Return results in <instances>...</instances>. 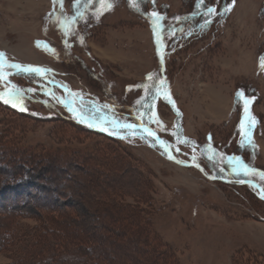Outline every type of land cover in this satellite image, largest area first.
I'll return each instance as SVG.
<instances>
[{"label":"rangeland","instance_id":"obj_1","mask_svg":"<svg viewBox=\"0 0 264 264\" xmlns=\"http://www.w3.org/2000/svg\"><path fill=\"white\" fill-rule=\"evenodd\" d=\"M0 53V100L26 108L0 105V264L38 242L36 261L264 264V198L240 184L264 193V0H0ZM55 89L150 139L93 135Z\"/></svg>","mask_w":264,"mask_h":264},{"label":"trees","instance_id":"obj_2","mask_svg":"<svg viewBox=\"0 0 264 264\" xmlns=\"http://www.w3.org/2000/svg\"><path fill=\"white\" fill-rule=\"evenodd\" d=\"M147 1L154 3V0H147ZM141 5H143V2H141ZM104 16H105V14L103 13L101 15V17L103 18ZM160 22H161V19H160ZM17 75L29 76V77H32L34 79H37V80L43 82V80H41V79H39V78L35 77L34 75L27 73V72H19L16 74H12L11 77H15ZM45 84L47 85V83H45ZM57 90L58 89H55V91H53V97L65 109L70 110L71 109L70 104H68V102L66 101L68 99L64 100V99H62V97L58 98V96H56ZM72 98L74 100L73 103L75 105L72 107L76 108L79 111L80 116L76 115L73 110H70L73 113L72 115L76 118V120L79 123L84 125L83 127H85V129H87V131H89L93 135L102 136L104 138H108V139L115 141V142H122V141L131 140L134 137H137V138H143L144 137V139L145 138L150 139L148 136H144V134L142 132H140L136 129H131L132 127L128 128L127 127L128 123L122 122L118 118H116L115 115L112 114V111L110 109L100 108V106L97 103L90 101V99L80 98V96H78V95L72 96ZM0 105L3 108H5L6 110L13 112L14 114H16L18 116L25 115L24 111H21L19 109V107L16 108V107L11 106L10 103H5L4 101L0 100ZM81 118H83L85 120V122L82 123ZM89 123H93L96 126L95 127H89L88 126ZM124 127H125V130H124ZM101 128H106L107 131H101L100 130ZM118 131H122V132L118 133ZM112 132H115V134H110ZM126 132H128V133H126ZM155 143H157V142H155ZM163 152H164V150H163ZM259 185H261V184H259ZM38 240H40V239L38 238L37 241ZM39 243L40 242H38L37 245H34L30 250H27L28 253L26 254V256H25V254H23L25 257L24 258L22 257V261H21V262H23L22 264H71L72 263V261L69 258H66L64 255H62V254L59 255L58 253L53 252V249L51 250L53 256L48 255V258L45 257V259H43L42 261L39 258V260L36 261L35 256L40 257V255L43 253V251H45L47 249L46 248L47 246H45L42 248V250L40 249L39 251H37V249H36V251L35 250L32 251L33 248L35 249V248L39 247L38 246ZM42 245H43V243H42ZM34 251H35V253L36 252L37 253L35 254ZM47 251H48L47 253H49L48 249H47ZM43 255L41 256V258H43Z\"/></svg>","mask_w":264,"mask_h":264},{"label":"water","instance_id":"obj_3","mask_svg":"<svg viewBox=\"0 0 264 264\" xmlns=\"http://www.w3.org/2000/svg\"><path fill=\"white\" fill-rule=\"evenodd\" d=\"M15 72H25L23 71L22 69H17L15 68ZM30 73V72H28ZM35 76H37L38 78L42 79L43 81H45L47 84H49L50 86H58L57 84L47 80L41 73H31ZM147 131L149 132V134L153 137V138H156L157 140V143L160 145V147L164 150V152H166L173 160L174 163L178 164V165H181V166H184V167H187V168H197L199 169V171L205 175L209 180H217L216 178L212 177V176H208L206 175V172L205 170L201 167V166H197L196 164H192V163H184L182 161H179L178 159H176L174 156H173V153H172V150L161 140L158 139V136L157 134H155V132L147 129ZM163 142V143H162ZM225 182H228V181H225ZM242 185H247V186H250L252 185L253 187L256 188V190L262 195L264 196V193H263V190H262V187L259 186L258 184H256L255 182H248V181H245V182H242L240 183Z\"/></svg>","mask_w":264,"mask_h":264},{"label":"snow or ice","instance_id":"obj_4","mask_svg":"<svg viewBox=\"0 0 264 264\" xmlns=\"http://www.w3.org/2000/svg\"><path fill=\"white\" fill-rule=\"evenodd\" d=\"M60 2H62V0H60ZM102 2H103V0H102ZM207 11H208L209 13H214V12H215V9L209 7V8L207 9ZM228 11H229V8H228L227 6H225V13H227ZM153 15H157V14H153ZM154 23H155V22H154ZM4 55H5L4 53H0V59H2V58L4 57ZM261 65H262V67H264V59H262V61H261ZM10 67H12V68H17V69H22L23 71H25V72H30V73H43V72H46V71H47L46 69H42V68H33V67H31V66L24 67V66H21V65H19V64H11ZM0 78H2V76H0ZM149 78L151 79V77H149ZM15 95H16L17 98H19V95H20L19 91H17V92L15 93ZM238 96L243 97V92L238 93ZM3 97H4V94H3V93H0V99H3ZM4 102H5V103H9L10 101H9V100H4ZM249 102H250V101H246V103H249ZM13 107H16V104H13ZM20 110H21V111H26V108L21 107ZM70 110H72V109H70ZM246 111H247V109H246ZM252 119H253V122H255V121H254V118H252ZM81 122L83 123V122H85V120H84L83 118H81ZM88 126H89V127H95L96 125L93 124V123H89ZM127 127H128V128H131V127H133V126H132V125H127ZM100 130H101V131H107L106 128H101ZM110 134H115V132H112V133H110ZM162 143H163V142H162ZM233 159L235 160V159H238V158H235V157H234ZM197 166H199V165H197ZM243 167H244L245 170H246L247 166H243ZM261 175L264 176V173H262ZM262 198H264V196H262Z\"/></svg>","mask_w":264,"mask_h":264},{"label":"bare ground","instance_id":"obj_5","mask_svg":"<svg viewBox=\"0 0 264 264\" xmlns=\"http://www.w3.org/2000/svg\"><path fill=\"white\" fill-rule=\"evenodd\" d=\"M251 108H252V104L250 102L246 103V101H245V113L243 115V129L244 130L247 127V124L249 122V115H250ZM246 109H247V111H246ZM249 187L254 188L252 185H250Z\"/></svg>","mask_w":264,"mask_h":264}]
</instances>
